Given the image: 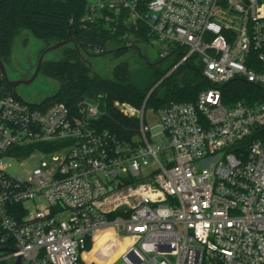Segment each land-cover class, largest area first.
<instances>
[{
    "label": "built area",
    "instance_id": "2783aa9c",
    "mask_svg": "<svg viewBox=\"0 0 264 264\" xmlns=\"http://www.w3.org/2000/svg\"><path fill=\"white\" fill-rule=\"evenodd\" d=\"M79 25L145 27L160 58L178 59L168 75L190 62L210 86L159 109L114 100L138 122L131 140L95 100L31 104L0 88V248L13 247L0 261L98 264L88 243L113 227L122 264H264V101L222 93L237 79L264 87V0H88ZM46 143L55 175L46 161L10 171Z\"/></svg>",
    "mask_w": 264,
    "mask_h": 264
},
{
    "label": "trees",
    "instance_id": "16d2710c",
    "mask_svg": "<svg viewBox=\"0 0 264 264\" xmlns=\"http://www.w3.org/2000/svg\"><path fill=\"white\" fill-rule=\"evenodd\" d=\"M87 2L88 0H0V58L5 66L11 63L15 44L20 37L33 36L42 41L45 48L70 41L59 48L62 51L61 59L43 60L40 73L58 82V90L42 100L43 103L63 102L74 108L83 99L95 100L102 109L109 112L104 119V126L121 138L131 140L137 134L138 122L115 111L111 106L114 100L127 101L141 108L155 87L147 106L159 109L171 102H195L200 91L210 86L200 68L190 62L168 75L178 59L166 62L168 58H159L157 63L146 59L139 69H134L129 59H118L127 52L144 58L139 43L149 41L148 30L145 27L139 31L124 28L112 34L100 26L82 28L79 18L85 12ZM123 35L126 37L123 38ZM96 47H102L103 52L96 53ZM43 52L44 48L40 51L39 58ZM99 55H112L118 59L108 76L94 72L87 60L89 56ZM0 88L6 94L18 96L7 85L1 71ZM222 93L223 102L228 106L240 101L253 106L264 101V87L242 79L223 86ZM37 147L50 149L47 145ZM18 214H23V210H19ZM1 235L0 227V237ZM8 248L12 249V244ZM92 248L93 244L89 242L88 250L91 251ZM6 254H0V257ZM0 264L13 263L1 260Z\"/></svg>",
    "mask_w": 264,
    "mask_h": 264
},
{
    "label": "rangeland",
    "instance_id": "374dc122",
    "mask_svg": "<svg viewBox=\"0 0 264 264\" xmlns=\"http://www.w3.org/2000/svg\"><path fill=\"white\" fill-rule=\"evenodd\" d=\"M44 48L45 44L34 38L33 36L20 37L14 47V54L10 64L6 65L7 74L10 80L15 81L20 77H26L34 73L37 62H39V53ZM139 48L142 51L144 58H140L133 52H127L125 55L118 59H129L134 69H139L143 66V62L148 59L151 63H157L160 58V52L163 49L161 44L148 42L139 43ZM62 58V51L60 49L52 50L44 55V60H59ZM112 55L106 56H89L87 60L91 64L94 72L108 76L112 67L118 62ZM173 58L166 59L171 61ZM58 90V82L43 73H39L37 78L30 84H20L15 89L16 94L28 103H36L46 99L55 94ZM112 104V103H111ZM148 119L150 123H153L155 118L152 113H148ZM161 145L166 142H160ZM46 143L42 145L49 146V150L41 149L37 146H30L26 150L32 152L29 157L23 156L20 160L12 162L13 167L11 172L21 176H27L35 168L41 166L43 161L49 163L51 167V175H55L57 165L52 162L53 149ZM48 154V155H47ZM139 180V179H137ZM117 236L116 230L113 227H107L100 230L97 233L94 249H91V253L87 256V260L93 258L96 255L98 257V264H122L119 259L127 239H115ZM12 263L14 262L11 261Z\"/></svg>",
    "mask_w": 264,
    "mask_h": 264
},
{
    "label": "water",
    "instance_id": "95a60500",
    "mask_svg": "<svg viewBox=\"0 0 264 264\" xmlns=\"http://www.w3.org/2000/svg\"><path fill=\"white\" fill-rule=\"evenodd\" d=\"M69 43H70V41L66 40V41H62V42L56 43V44L46 48L45 51L41 54V56L39 58V62L37 64V67H36L34 73L28 79H21V80H15V81L10 80L9 77H8V74H7L6 66H5L4 62L2 61V59L0 58V71H1L5 81L7 83V85L15 90L17 88V86H19L20 84H30V83H32L37 78V76L40 73V70H41V67H42V63H43V60H44V55L47 52H49V51L59 49V48L65 46V45H67ZM154 89H155V87L150 91L148 97L151 95V93L153 92ZM11 251H12V249H10V248H6V247L0 248V254L1 253H6V252H11ZM13 264H21V259L18 257Z\"/></svg>",
    "mask_w": 264,
    "mask_h": 264
},
{
    "label": "flooded vegetation",
    "instance_id": "af4514ba",
    "mask_svg": "<svg viewBox=\"0 0 264 264\" xmlns=\"http://www.w3.org/2000/svg\"><path fill=\"white\" fill-rule=\"evenodd\" d=\"M32 75V74H31ZM31 75H29V76H26V77H20V78H18V79H16V80H21V79H28V78H30L31 77Z\"/></svg>",
    "mask_w": 264,
    "mask_h": 264
},
{
    "label": "crops",
    "instance_id": "0c3cea01",
    "mask_svg": "<svg viewBox=\"0 0 264 264\" xmlns=\"http://www.w3.org/2000/svg\"><path fill=\"white\" fill-rule=\"evenodd\" d=\"M92 249H94V247H93ZM87 256H88V255H87ZM87 256H86V257H87ZM96 256H97V255H96ZM94 257H95V256H94ZM97 262H98V260H97Z\"/></svg>",
    "mask_w": 264,
    "mask_h": 264
}]
</instances>
